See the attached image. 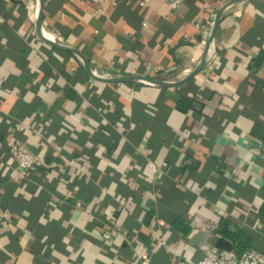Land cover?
<instances>
[{
	"label": "crops",
	"instance_id": "1",
	"mask_svg": "<svg viewBox=\"0 0 264 264\" xmlns=\"http://www.w3.org/2000/svg\"><path fill=\"white\" fill-rule=\"evenodd\" d=\"M139 1L42 0L41 26L97 76L174 83L229 0ZM35 9L0 0V264L196 261L220 218L264 252V0L225 7L170 87L92 79Z\"/></svg>",
	"mask_w": 264,
	"mask_h": 264
},
{
	"label": "built area",
	"instance_id": "2",
	"mask_svg": "<svg viewBox=\"0 0 264 264\" xmlns=\"http://www.w3.org/2000/svg\"><path fill=\"white\" fill-rule=\"evenodd\" d=\"M180 0H171L169 2V6L173 9L177 8ZM139 5L143 6L144 1L140 0ZM38 2L36 0V9L35 16L37 14ZM208 25V24H206ZM144 27L148 26L147 22L143 23ZM209 28L210 25L205 26ZM42 34L46 38L57 41L56 34L42 27ZM101 77L110 78L109 74H105ZM146 83V82H145ZM8 154L11 158L12 162L15 165L17 172L21 177H26L30 171H32L36 165L38 164V156L29 148V146L20 140H14L8 147ZM147 165L156 172L157 168L155 164L151 161H147ZM79 206L80 204H76ZM204 232H209L208 230L201 228ZM104 239L110 238V231L105 230L102 233ZM215 237L218 236L215 234ZM170 264H264V253L257 251L255 249H249L241 254H236L233 250H219L215 248H209L205 250L202 258L196 261H185V260H176L171 262Z\"/></svg>",
	"mask_w": 264,
	"mask_h": 264
},
{
	"label": "water",
	"instance_id": "3",
	"mask_svg": "<svg viewBox=\"0 0 264 264\" xmlns=\"http://www.w3.org/2000/svg\"><path fill=\"white\" fill-rule=\"evenodd\" d=\"M41 1L42 0H37V2H38V8H37V14H36V18H37L36 29H37V32H38V35H39L40 39H42L44 42H46L47 44H49V45H51V46H53L55 48L62 49V50H68V51H72V52L78 53L75 50H70V49L64 48L59 43H57L55 41H52V40L46 38L45 36H43V34H42V26H41ZM239 1H243V0H229L228 2H226V4H224L216 12V15H215L214 21H213V25H212V28H211V32H210L209 38H208V40L206 42V47H205L204 53L202 55V58H201L199 64L197 65V67L195 68L194 71H192L190 74H188L183 79H181V80H179L177 82H174V83H170V82H166V81H162V80H158V79H154V78H143V77H134V76H119V77H113V78H111V77L110 78H104V77H101V76H97V75H95L89 69L88 64H87V61L83 57V55H81L79 53L78 54L83 59L84 68H85L87 74L92 79L97 80V81L106 82V83L141 81V82L155 84V85H158V86H166V87L167 86L168 87H170V86H176V85H179V84H182V83L188 81L189 79H191L192 77H194L200 71V69L202 68V66L204 65V62H205V55H206V52L208 50V47H209L212 39L215 36L216 30H217V27H218V22H219V19H220V14H221L222 10L225 7H227V6L231 5V4L237 3ZM203 237H204V234L202 232H199V233H197L195 235L193 241H195L197 243ZM213 247L215 249H219V250H226V251L232 250V244H231V242L229 240L225 239V238H222V237H217L214 240Z\"/></svg>",
	"mask_w": 264,
	"mask_h": 264
},
{
	"label": "trees",
	"instance_id": "4",
	"mask_svg": "<svg viewBox=\"0 0 264 264\" xmlns=\"http://www.w3.org/2000/svg\"><path fill=\"white\" fill-rule=\"evenodd\" d=\"M259 62H260V59H259V61L257 60L256 63L259 64ZM178 103L179 104L182 103L185 105V107L181 106V108L183 110H186L190 106V104L186 103V101H184V100H181V101L179 100ZM179 104H178V106H179ZM263 192H264V187H263ZM258 211H259L260 215H262L264 217V199H263V202H262L261 206L259 207ZM213 232L218 237H222V238L229 240L232 244V250L236 254H241L242 252L249 250V249H255L257 251H260L254 245L252 235L248 231H246L240 227L232 225V223L229 220H227L226 218H220L218 220V223H217L215 229L213 230ZM261 252H263V251H261Z\"/></svg>",
	"mask_w": 264,
	"mask_h": 264
}]
</instances>
